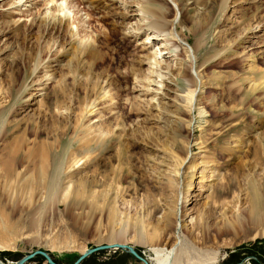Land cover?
<instances>
[{
    "label": "rangeland",
    "instance_id": "1",
    "mask_svg": "<svg viewBox=\"0 0 264 264\" xmlns=\"http://www.w3.org/2000/svg\"><path fill=\"white\" fill-rule=\"evenodd\" d=\"M15 1L0 0L2 20L18 23L0 32V159L21 148L12 181L0 178V260L14 264L44 251L57 264H75L86 250L121 241L149 264H158L150 245H177L180 264H264V237L248 223L251 184L264 181V84L252 91L247 70L251 54L264 69V27L249 30L264 24V0H163L176 44L164 48L163 34L135 38L123 29L119 5L95 0L90 18L86 5L75 4L66 10L72 29H82L96 48L84 57L67 45L68 36L29 31L33 18L65 0L33 9L30 0ZM123 1L129 27L146 24L137 0ZM21 6L24 16L14 11ZM155 50L163 85L153 82L161 78L145 57ZM43 154L47 185L68 182L74 194L80 183L95 181L109 195L98 204L50 198L45 189L24 195L25 186H35ZM173 156L186 162L178 166ZM259 192L263 208L264 187ZM143 231L159 240L149 244ZM25 264L49 263L38 255ZM79 264L145 263L112 248Z\"/></svg>",
    "mask_w": 264,
    "mask_h": 264
},
{
    "label": "bare ground",
    "instance_id": "2",
    "mask_svg": "<svg viewBox=\"0 0 264 264\" xmlns=\"http://www.w3.org/2000/svg\"><path fill=\"white\" fill-rule=\"evenodd\" d=\"M53 1L54 0H30L28 2L32 4V9H33L36 6H38V3H40V4L42 3L41 5H44V6H46V8H48L49 3L51 4V2H53ZM65 1H66L65 7L62 4L58 5V6H54V8H52L50 10L47 9L46 11H44L43 15H41L42 17L40 19L37 20V19L33 18L32 22L29 26V31L30 32L35 31L38 35L41 34L42 36L45 34L46 35L57 34L58 36H61V38H63L64 36H68V38H67L68 44L67 45H70V48H75V51H77L78 54H81L82 56L86 52L89 54L90 53L93 54V52L96 51V48L91 47L92 46L90 44L91 41H89L90 37L88 39L83 38L84 36L82 37V35L79 34V32L82 29L81 30L78 29V31H73L72 26L75 23V21L73 19L74 17L72 16V19H71L70 14H68L66 10L69 8V6L73 7L75 4H77V5L83 4V5H86V7L88 8L87 9V11H88L87 15L90 16V18H92V13H94L96 10L97 6L95 4L98 0L97 1H95V0H65ZM106 1H107L106 5L107 4L110 5L112 3V6L119 5L118 7L122 8V15H123L122 17L123 18H122L120 23L124 26L123 29H126L127 31H129L130 34L132 36H134L135 38L145 36L146 39H148L150 36H157L159 34H163L164 35L163 38H161L158 42V44H160V46H161L160 48H164L168 45L170 47L171 46L174 47L176 45L175 43L173 44V40L171 38V36L173 34L174 23H173V21H171V18H170V15H171V13L169 14L170 9H168L166 7L163 0H137V7L135 8V11H137L140 14V20L143 22L144 21L146 22V24H143V25L138 24L137 27H133V26L129 27L130 24L126 23V19L128 16L127 15V13H128L127 1L122 0V2H120L121 4H117L116 3L117 1H115V0H106ZM175 1H177V0H175ZM6 3L8 5H15L16 1L15 0H8V2H6ZM22 6H26V5L23 4ZM22 6L14 8V11H18V12L20 11L22 13ZM225 8H226V6L224 7V9ZM74 14H76V13H74ZM20 16H24V13H22V15H20ZM17 24H18L17 20L6 22V21L2 20V18L0 17V32L4 31L3 30L4 25L16 26ZM81 24H83V23H81ZM258 27L263 28L264 27L263 22L262 23L258 22L256 26H249V30L251 29L250 31L252 32V34H254L255 29H257ZM247 30H248V28H246V31ZM79 38H81V39H79ZM94 43H96V41H94ZM144 47H145V45H144ZM95 53H94V55H95ZM160 54H161V51L155 50L152 56H145V57H146V59H149V61H153L150 63V66H153L154 69L151 67L150 73H152V74L157 73V77L161 78L160 81L153 80V82L155 81L156 83L163 85L164 81L162 79V75L160 74V72L157 71L158 66H160V64L162 63L160 61V59H158ZM253 55L252 54L249 55V58L251 59L250 62L252 63V65H250L247 69L248 73H251L252 75L250 74L251 76L249 75V78L248 77L247 78L251 81V87H253L252 91L258 92L257 90H259L261 88V85L264 84V69H260L259 67H257L255 65L256 58H254ZM255 56H256V54H255ZM142 61H144V59H140V62H142ZM257 74H261V75H263V77L257 78ZM49 76H50L49 78L54 79L52 77V74H50ZM195 83L197 85V82H195ZM195 92H196L195 88L189 92V98H188L189 103H190V109L188 110L189 112L192 111V102L194 100ZM59 105L60 104H58L56 106V108L57 107L59 108L60 107ZM0 110L3 111L2 109H0ZM0 114H2V113H0ZM204 114H205L204 110H201V112H199V116H203ZM20 150H21V148H15L13 150H8L5 152L6 157L2 158V160L0 159V178H3L4 180H7L8 182L12 181V179L14 178L15 166L19 163V161L17 162V156H18ZM188 150L189 149H186V154L188 153ZM173 157H174V160L176 161V163L178 164V166H182L186 162L185 156H183V158H179L178 156L177 157L173 156ZM32 165H33L32 163L26 164L25 170L30 172L31 171L30 167ZM49 165L50 164H49V160L47 158V155L43 154L41 159H40L38 177L35 180H33L35 182V184L33 183L35 186L34 187L25 186L24 195H33L34 197L40 196L42 189H45L46 194L43 196H48V197L50 196V198H56V199L57 198L64 199V198H67L70 195H72V196H76L77 198L78 197L79 198H87V199L90 198L94 201V203L96 202L95 204L99 203L98 198H106L109 195V193L106 190L103 191V190L97 189L96 188L97 182H95V181H94V183H90L89 181H86V184L80 183L79 187H77L76 190H73L74 194H71V185L68 182H66L67 183L66 186L61 184L56 188L52 187L54 182L52 183V186H51V182H50V185H47ZM180 170H181L180 167L175 169V171H176L175 175L178 177L181 176ZM45 184H46V187L43 188ZM262 187H264V181L260 182V181L253 180V183L251 184V188H252L251 203L252 204H251L250 211L248 213V223H250L252 226L255 227L254 228V231H255L254 236L263 238L264 237V207L262 208L260 205L258 206V203H257V200L259 199V194H260L259 190ZM35 188H36V190L37 189L38 190L36 191ZM178 192H180V191H178ZM182 193H183V191H182ZM261 204L264 205V201L261 202ZM111 210L109 209L108 213L111 212ZM175 217L177 219L176 220L177 222H175V224L177 223L176 226L179 225L180 228H182V223L181 224L179 223L180 216H179L178 205L176 206ZM236 222L237 223L241 222L239 217H238V219H236ZM168 227H169V225L166 224L165 229H168ZM166 232H168V230L164 231L163 235H165ZM122 234H125V233H122ZM140 234H141V237L143 236L145 241H147L149 244L152 243L150 241H152V240L154 241V238H157L159 240L158 235H155L154 232L146 235L145 232L143 231V232H140ZM145 237L148 239H146ZM120 243H121V241H120ZM150 246H152V250L156 254V261L158 264H180V262H181V251H177V248H176L177 245L171 246L170 249L155 248L154 245H150Z\"/></svg>",
    "mask_w": 264,
    "mask_h": 264
},
{
    "label": "water",
    "instance_id": "3",
    "mask_svg": "<svg viewBox=\"0 0 264 264\" xmlns=\"http://www.w3.org/2000/svg\"><path fill=\"white\" fill-rule=\"evenodd\" d=\"M122 249V250H127L130 254H132L133 256H135L136 258H138L139 260L143 261L145 264H149L144 258H142L134 249V247L129 246L127 244H120V243H116L113 245H103V246H98L92 249L87 250L86 252H84L79 259L77 260V262L75 264H79L81 263L84 259H86L87 257H89L90 255H92L93 253H96L98 251L104 250V249ZM41 255L43 257H45V259L47 260V262L49 264H57L56 262H54V260L50 257V255L44 251H35L34 253L24 256L23 258H21L20 260H18L17 262H15L14 264H25L26 262H28L30 259L34 258L35 256ZM0 264H5L3 261L0 260Z\"/></svg>",
    "mask_w": 264,
    "mask_h": 264
},
{
    "label": "trees",
    "instance_id": "4",
    "mask_svg": "<svg viewBox=\"0 0 264 264\" xmlns=\"http://www.w3.org/2000/svg\"><path fill=\"white\" fill-rule=\"evenodd\" d=\"M260 242L264 243V241H263V240H261ZM253 263H254V264H256L257 262H256V261H254Z\"/></svg>",
    "mask_w": 264,
    "mask_h": 264
}]
</instances>
